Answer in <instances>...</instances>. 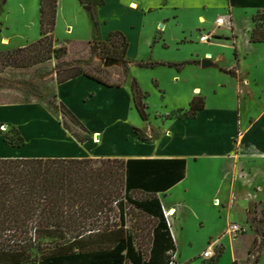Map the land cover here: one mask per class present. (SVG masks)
Returning <instances> with one entry per match:
<instances>
[{
  "label": "crops",
  "instance_id": "crops-1",
  "mask_svg": "<svg viewBox=\"0 0 264 264\" xmlns=\"http://www.w3.org/2000/svg\"><path fill=\"white\" fill-rule=\"evenodd\" d=\"M57 8L56 23L62 11L69 26L66 30L70 31L73 27L70 11L82 10L81 3L58 0ZM258 10L264 11V0H104L97 7L99 27L106 26L111 13L116 20L113 28L122 32L129 43L126 53L129 76L118 87L106 86L84 75L56 85L57 100L84 124L91 138L78 142L60 123V114L40 101L0 103V122L14 125L25 138V145L12 147L0 134V157L159 160L155 164L161 166V171L155 175L170 176L172 184L155 195L162 210L174 212L170 217L172 233L163 227L157 229L165 241L163 250L154 259L155 264L166 262L169 250L176 252V264H249L254 233L246 222L245 211L249 200L263 198L258 192L264 191V177L259 167L264 163V102H258L259 111L254 115L251 107L244 104V95L253 96L248 76L243 75L238 65L236 68L233 64L220 66L224 53L216 47L222 44L226 50L238 51L246 44L264 43L249 41L254 26L252 17ZM218 16H225L229 26H218ZM107 32L106 28L100 37L104 39ZM203 33H211L212 40L201 42L199 37ZM54 34H57L56 28ZM0 39L8 40L10 46L9 36L2 35ZM193 43L199 48L190 47ZM22 46L25 43L17 47ZM158 48L164 52L172 50L176 55L158 57ZM140 52L145 54V60H155L161 66L191 61L175 66L171 80L177 77L180 86L173 90L176 103L172 106L189 107L192 98L198 96L202 97L204 107L192 117H177L167 125L162 121L163 126L152 125L145 119L146 129H140L138 136L132 120L135 107L131 80L138 68L134 63L137 64ZM203 60L211 64L202 66ZM220 67L232 69L235 75L220 71ZM215 71L225 79L218 80ZM194 76L203 82L195 84ZM254 77L258 82L263 80L256 74ZM162 92L165 100L172 99L167 90ZM161 115L167 114H156ZM242 116L246 117L244 122ZM215 159L222 166L219 168L221 179L213 190V203L222 204L221 215L208 211L211 203L207 197L195 200V206L185 198L189 188L210 186L209 170L204 166L207 160ZM240 187L246 189L241 191ZM242 192L244 197L239 199L238 193ZM136 193L146 195L141 191ZM232 224L239 227L235 237L230 229ZM206 226L209 230L204 238L196 235ZM196 242L199 248L191 251ZM149 246L148 242V249ZM207 248L212 252L208 259L202 256ZM219 251L221 254L213 263ZM263 255L264 245L257 264H262Z\"/></svg>",
  "mask_w": 264,
  "mask_h": 264
},
{
  "label": "trees",
  "instance_id": "trees-1",
  "mask_svg": "<svg viewBox=\"0 0 264 264\" xmlns=\"http://www.w3.org/2000/svg\"><path fill=\"white\" fill-rule=\"evenodd\" d=\"M57 1L40 0V37L26 46L0 51V72L6 67L28 68L55 59L57 83L84 75L106 86H121L130 74L126 36L120 31H113L104 39L86 42L89 58L99 55L103 63L113 60L121 66L123 80L109 82L87 71L86 61L73 59L77 57L70 56L69 47L55 38ZM79 2L97 27V7L103 5L104 0ZM252 20L254 26L249 41L264 42V11L258 10ZM69 59L73 60L66 61ZM188 62L191 61L171 65L180 66ZM220 70L235 75L232 69ZM131 90L134 107L146 119L147 94L141 90L135 78L131 80ZM34 95H37L36 98L39 96L37 93ZM33 101L43 103L40 97ZM43 104L47 106V103ZM203 107L202 97L194 96L184 115L192 117ZM52 108L59 110L60 123L78 142L83 143L91 138L89 130L64 103L59 102ZM180 115L178 112L175 116ZM71 123L81 131L73 128ZM10 126L11 135L0 130L4 142L12 147L25 145L20 130L14 125ZM134 131L140 136L137 127H134ZM157 161L0 157V264H155L154 259L163 250L162 243L165 241L157 229L163 227L170 232L155 194L172 184L170 176L155 175L161 171V166L155 164ZM136 191L146 195L132 197L131 194H137ZM124 199L144 215L153 218L154 226L148 241L150 246L145 251L136 247L134 236L125 228ZM113 203L118 208V223H105L100 227L98 213H106ZM245 216L254 233L249 258L253 255L252 264H257L264 245V199L249 200ZM170 251H167V261L161 264L170 263ZM220 254L221 251L212 259L213 263Z\"/></svg>",
  "mask_w": 264,
  "mask_h": 264
},
{
  "label": "rangeland",
  "instance_id": "rangeland-1",
  "mask_svg": "<svg viewBox=\"0 0 264 264\" xmlns=\"http://www.w3.org/2000/svg\"><path fill=\"white\" fill-rule=\"evenodd\" d=\"M39 3L40 0H5V2L0 0V37L2 35L10 37V46L8 44V40L4 41L7 43H2L4 38L0 39V51L12 50L17 48L19 44L23 43L28 45L29 43H32L38 39ZM64 14L68 13H66L64 10ZM59 15L58 21L55 24L57 34H54V36L56 39L65 43L69 47L70 56L77 57L73 59H83L86 61L85 69L87 71H91L93 74H97L109 82L122 81L124 75L118 62L113 61L110 65L104 66V60L99 57V55H92L90 58L87 56L88 47L86 42L91 39H103L100 37V34L101 32H104L106 28L108 29L106 36L110 32L116 31V29L113 28L115 27L114 23L116 22V20L112 19L113 15L111 13H108V16L104 14V17L107 16L109 20L107 21L106 26H103V28L100 29V24L97 27L93 25L84 8L79 10V12L70 11L69 18L72 19L71 23L73 26L70 31L66 30L69 26L63 19L62 11L59 13ZM196 44L197 43H193L190 47L199 48V46ZM218 46L219 47H216L218 51L220 53H224V57L220 63V66L233 64V67L236 68L238 65L243 75L248 76L250 80V87L253 91V96L245 97L244 95V101H246L244 104H247L251 107L254 115L258 114V102H264V43L250 46L246 44L244 49L238 51L237 49L234 50V48H231V50H226L223 48L222 44ZM142 53L143 52H140L136 59L137 64L134 63L138 67L136 73L134 74V78L138 82L141 90L147 94L145 99L147 104L146 119L149 120L152 125L163 126L162 121H164L167 125L169 121L177 118L175 115L178 114V112L181 114L180 117H184L185 111L188 109L187 106L182 108H176L172 106L176 103L175 91L173 92V90L175 87L180 86V83L177 81V77L173 78V82L171 80L172 74H174L176 70L175 66L171 65V63V66H169L167 63L164 64L165 66L156 65L155 60H145V54ZM213 53L215 54L214 51ZM167 54L174 56L176 55V52L172 50L169 52H164L161 51L160 48L157 49L156 56L163 57ZM73 59L66 61H72ZM55 63V59H50L28 68H3L0 72V103L33 101V99L40 97L43 103H47V107H49V109H51L56 114H60L59 110L52 108L54 105L59 103L56 97V85L58 83L56 75L57 68ZM140 64L147 65L141 66ZM255 74L263 80L258 82L254 77ZM214 75H216L218 80L225 79L224 76L219 72L215 71ZM153 77H156L161 84L158 85L154 81ZM192 79L195 84H201L203 82L202 79L197 76L192 77ZM164 89L167 90V94H169V97L172 98L171 100L168 101L164 99L162 92ZM34 93L39 94V96L36 98L37 95H34ZM161 113H166L167 115L156 116V114L159 115ZM132 120L134 126L139 130L146 129L147 122H145V119L139 115L136 108H134ZM245 120L246 117L242 116V121L244 122ZM72 126L77 131H81L77 125L72 124ZM10 128V125H6L4 123L0 124V130L3 133H9V135H11V132L9 131ZM201 161H203V159ZM206 165L207 166H204V168L209 170L207 179L209 180L210 186L208 188H189L185 198L187 202L194 205L193 202L195 200H202L207 197V199H209L208 202L211 203L208 206V211L213 214L217 213L221 215L223 214L222 204L213 203V190L216 186L215 183L221 179L219 168H221L222 163L215 159L207 160ZM259 167L261 176L264 177L263 161L260 163ZM223 189L225 190V188H222V190ZM242 189L245 190L246 188L240 187L241 191ZM258 194L259 196L263 197L261 199H264V191L259 190ZM131 196L138 198L139 195L131 194ZM243 197V192L238 193L239 199H242ZM123 201L125 207V228L134 236L136 247L145 251L148 247V241L154 226V221L137 210L127 199H124ZM111 207L112 208L107 210L106 213H98V223L100 227H102L105 223L109 225H115L118 223V208L115 203H113ZM208 230L209 227L206 226L199 230L198 234L196 235H198L200 238H204ZM198 248L199 243L196 242L194 247H192L190 250L194 251ZM249 259V264H252L254 256L252 255ZM261 259L262 264H264V255ZM174 260H177L176 257Z\"/></svg>",
  "mask_w": 264,
  "mask_h": 264
},
{
  "label": "built area",
  "instance_id": "built-area-1",
  "mask_svg": "<svg viewBox=\"0 0 264 264\" xmlns=\"http://www.w3.org/2000/svg\"><path fill=\"white\" fill-rule=\"evenodd\" d=\"M216 24L218 25V26H229V22L227 21V18L225 17V16H218L217 18H216ZM213 35L211 34V33H203V34H201L200 35V37H199V40L201 41V42H205V41H208L211 37H212ZM216 204H217V201H216ZM163 211V215H164V218H165V220H166V223H167V225H168V227H169V229H170V231H171V233H172V229H171V220H170V217L172 216V214L173 213H171V211L170 210H166V209H163L162 210ZM172 212H174V211H172ZM230 229H231V231H233V232H235L234 233V237L237 235V231H239V227L236 225V224H232L231 226H230ZM170 254H171V261H170V263L169 264H174L175 263V260H174V258H175V256H176V252L175 251H170ZM202 256L204 257V258H211L212 257V252H211V250L209 249V248H207L203 253H202Z\"/></svg>",
  "mask_w": 264,
  "mask_h": 264
},
{
  "label": "water",
  "instance_id": "water-1",
  "mask_svg": "<svg viewBox=\"0 0 264 264\" xmlns=\"http://www.w3.org/2000/svg\"><path fill=\"white\" fill-rule=\"evenodd\" d=\"M112 62H113V60H107V61H105L104 66L110 65ZM210 64H211V62L208 61V60H203L202 61V66H207V65H210ZM96 137H97V135H96Z\"/></svg>",
  "mask_w": 264,
  "mask_h": 264
},
{
  "label": "bare ground",
  "instance_id": "bare-ground-1",
  "mask_svg": "<svg viewBox=\"0 0 264 264\" xmlns=\"http://www.w3.org/2000/svg\"><path fill=\"white\" fill-rule=\"evenodd\" d=\"M2 43H6V42L3 41ZM95 136H96V135H95ZM171 213H173V212L171 211Z\"/></svg>",
  "mask_w": 264,
  "mask_h": 264
}]
</instances>
